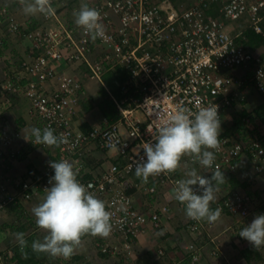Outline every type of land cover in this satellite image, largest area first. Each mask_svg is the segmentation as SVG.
Listing matches in <instances>:
<instances>
[{"label":"built area","instance_id":"built-area-1","mask_svg":"<svg viewBox=\"0 0 264 264\" xmlns=\"http://www.w3.org/2000/svg\"><path fill=\"white\" fill-rule=\"evenodd\" d=\"M54 1L51 11L44 14L53 24L28 31L7 5L0 6L3 30L10 35L21 33L31 40L29 55L15 64L11 62L13 65L4 69L0 78V112L10 106L11 95L23 94L43 129L51 127L54 134H63L68 141L58 147L44 172L11 180L6 167L15 156L11 143L18 132L0 129V212L34 194L44 195L54 175L50 162L68 160L75 165L78 181L105 203L113 233L127 243L147 226L160 228L170 217L169 202L156 203V197L168 185L174 198L177 181L187 178L192 165H197V172L206 178H211L218 167L226 179L236 166L249 159L251 173L264 175V123H253L248 116L242 118L238 137L220 131L219 148L211 150L216 157L212 168H204L186 156L175 172L150 176L144 182L132 167L141 157L146 161L144 143H155L153 134L158 124L177 107L196 112L214 104L221 122L226 108L246 98L241 87L248 86L250 80L264 102V60L236 40L242 30L232 34L224 21V17L241 18L246 14L247 25L262 32L264 0H182L177 4L172 0H90L89 7L101 14L105 32L95 41L75 24V16L66 17L55 9ZM213 1L219 4L217 16L207 13ZM67 66L78 68L80 73L66 71ZM119 68L127 75L117 96L103 75ZM85 77L100 81L117 115H102L97 123L82 128L74 123V117L84 93ZM110 149L116 151L115 160L95 169L84 168L94 150ZM137 194L142 197L141 203L136 200ZM216 197L210 207L236 215L242 222L254 208L251 195L241 187L222 189ZM177 204L185 210L183 204ZM211 224L186 218L184 227L190 238L179 264L199 263L201 229H209ZM109 247L116 246L106 242L101 250L109 251ZM163 252L158 249V254ZM213 253L218 255L219 251L214 249ZM4 254L11 257L13 252L7 249ZM3 257L0 264H5ZM224 264L231 263L227 260ZM252 264H264V260Z\"/></svg>","mask_w":264,"mask_h":264},{"label":"crops","instance_id":"crops-1","mask_svg":"<svg viewBox=\"0 0 264 264\" xmlns=\"http://www.w3.org/2000/svg\"><path fill=\"white\" fill-rule=\"evenodd\" d=\"M83 3L89 4L90 0H55L53 6L66 17H74V12ZM1 5H7L19 22L28 26L29 30L51 26L53 24L51 19L44 16V13H38L34 16L25 15L19 0H0ZM38 22L42 23V25H38ZM0 27V49L3 47L6 51L9 47L6 48V46L10 43H5V40L9 41V38L6 36V31L3 30L4 26ZM10 36H12L10 39L13 40L10 46L13 52L17 49L15 53H17L18 57L23 58L28 56L31 52L30 38L21 33ZM3 43L5 46H3ZM9 56L10 54H2L3 59L0 60V78L4 74V69L13 65L11 64L12 59ZM65 70L74 75L80 73L78 68L72 66H67ZM83 80L84 93L81 97L79 111L74 117V123L78 124L79 127L86 128L91 124L97 123L104 114L100 107L102 97H98L97 89L93 86L95 83V87H97L96 85L101 84L100 81L90 77H85ZM241 89L246 92L243 105L238 102H233L231 106L225 109L223 119L220 122V131L222 133L231 131V133L227 134L237 135V137L240 135V130L236 131L235 125H230V122L234 119L232 113L238 111L235 113L238 116L241 107L250 111L257 105L264 104L260 93L255 87L245 85ZM113 116L114 114L111 115V117ZM3 128H6L11 133L18 132V135L14 137L11 143V148L15 150V156L9 161L6 167L7 175L11 180L28 177L33 172H44L47 163L56 157L58 147H49L32 142V129L39 128L43 131V127L36 114L30 112L29 99L25 95H11L10 106L5 111L0 112V129ZM185 157H182V159ZM115 158L116 151L114 149L107 151L94 150L86 160L84 168L91 167L95 169L99 165H107L110 161L115 160ZM247 161L245 164L236 166L235 170L230 172L240 182L244 180L245 182H249L251 179H259L263 176V174L251 173V162L249 159ZM73 166L75 169V165ZM190 168L196 169L197 165H192ZM243 174L244 177L241 178ZM246 177L248 178L246 179ZM227 178L219 186L216 196L221 193L222 189L243 187L242 185L233 186ZM255 192L261 199L258 206L262 208L264 204V191H260L256 187ZM44 196L45 194H34L32 198L21 201L20 208L10 206L0 212V228H2L3 224H6L3 233L0 232V247L2 249L10 245L19 244L17 233H24L25 240H29L28 245L30 248L34 240H39L35 237L36 234L43 240L46 233L37 228L31 209L41 203ZM141 199L142 197L137 194V202L141 203ZM159 202H169L171 206L170 217L163 221L160 228L154 229L147 226L145 231L127 243H122L112 230L107 237L84 235L81 238L80 244L75 248L72 257L67 260L60 257V261L62 262V259H64L66 262H69L68 264H179L180 254L183 253L185 245L190 238L188 230L184 227L187 216L185 210L178 206L177 201L173 198V193L168 185L164 187L163 191L158 193L156 203ZM210 208L213 210L216 209L214 205ZM253 216L245 218L242 222L236 215L221 212L220 218L216 222H213L209 229L203 226L199 237V243L202 244V254L198 264H224V261L227 260L231 264H252L253 261L264 260V247L256 250L258 256H260L255 259L252 258L250 261L247 259V256H244L245 254L243 255L244 249L247 247L254 249V247L247 240L241 238L239 232L243 227L253 221ZM106 242L116 247L114 249L113 247H109V251L103 252L101 247ZM218 246L220 247L219 249ZM159 248L164 249L162 254H158ZM214 249L219 251L218 255L213 253ZM37 255L39 254L37 253ZM42 255L48 261V264H53L49 261L54 257L45 253ZM78 261H82V263Z\"/></svg>","mask_w":264,"mask_h":264},{"label":"clouds","instance_id":"clouds-1","mask_svg":"<svg viewBox=\"0 0 264 264\" xmlns=\"http://www.w3.org/2000/svg\"><path fill=\"white\" fill-rule=\"evenodd\" d=\"M19 3L28 16L51 11V0H19ZM74 16L75 24L83 28L93 41L104 36L101 14L97 9L83 3ZM219 134L218 106L201 107L196 112L177 107L166 120L158 124L153 134L155 143H144L146 161L141 157L132 164L136 177L147 182L150 176L175 172L184 156L192 157L194 162L204 168H212L216 157L211 150L219 148ZM32 136L34 143L49 147L68 143L63 134H54L51 127L43 131L33 128ZM50 167L54 170L49 180L51 187L44 189L42 202L31 209L37 228L46 235L42 241L34 240L31 248L33 252L67 260L72 257L84 235H110L111 213L106 210L102 200L78 181V173L71 162L54 161L50 162ZM186 177L177 181L174 198L185 206V214L189 219L216 222L221 210L211 209L210 204L216 200L219 186L225 182L223 172L217 167L211 178H206L192 168L187 171ZM239 236L256 250L264 247V214L255 216L249 225L240 230ZM17 240L22 248L27 246L24 233H17Z\"/></svg>","mask_w":264,"mask_h":264},{"label":"trees","instance_id":"trees-1","mask_svg":"<svg viewBox=\"0 0 264 264\" xmlns=\"http://www.w3.org/2000/svg\"><path fill=\"white\" fill-rule=\"evenodd\" d=\"M207 13L209 16H217L220 13L219 4L217 1H213L209 4L208 9H207ZM262 27H263V31L260 33H257L250 26L246 25L242 29L241 34H239L236 37V40L238 42H242L245 46H247L252 51L253 56L258 55L264 60V19L262 21ZM247 73H248V76H250L252 74V69H249L247 71ZM107 74H109V77H108V81H107L108 83L106 82V84L108 85V87H109V83L112 84L113 87H115V89H116V92H114V93L117 96H119L120 95V92L118 91L119 85L124 80V78L126 77V75H127L126 72L122 68H119L116 72H114V73L109 72ZM248 86L255 87L254 81L250 80L248 82ZM110 100L112 101V103L114 105L113 108H114L115 114L113 117H115L117 115L115 104H114L113 100L111 99V97H110ZM243 103H244V101L242 100L241 105H243ZM101 111L103 112L104 115L111 117V115H109L102 107H101ZM245 116L250 117L251 120L253 121V123H255V122L257 124H259V122L264 123V104L257 105L256 107H254V109H252L250 111H247V110H245L244 107L243 108L241 107V110L239 111L238 116L235 117L230 122L231 126L235 125L236 131L240 130V133H241V127H242V118ZM256 119H260V121H257ZM227 133H231V131L227 132ZM227 133H222V135H226ZM227 135H229V134H227ZM262 142H263V146H264V139H262ZM246 154L248 156L250 155V153L247 150H246ZM227 177L226 178L231 181V184L233 186H237V185L247 186L248 185V182H245V180L240 182L237 178H234L230 173L227 174ZM20 202L21 201H17L15 203H12V205H9L8 207L13 206L14 208L15 207L20 208V205H21ZM262 208H264V204H263ZM5 225L6 224L2 225L3 229H4ZM5 228H6V226H5ZM26 241H27V246H25L23 248L20 246V244L8 246L11 249V251L13 252V255L11 257H9L8 254H4V257H3L4 261L6 262V259L8 258L12 261H16L15 262L16 264H48V261H46V259L43 255L39 256L35 252L32 251V248H30L28 245L29 240L26 239ZM243 255L247 256V259L249 261L252 260V258L255 259L256 257L260 256V255L258 256V252L256 251V249L255 248L253 249L252 247L251 248L247 247L246 249H244Z\"/></svg>","mask_w":264,"mask_h":264},{"label":"rangeland","instance_id":"rangeland-1","mask_svg":"<svg viewBox=\"0 0 264 264\" xmlns=\"http://www.w3.org/2000/svg\"><path fill=\"white\" fill-rule=\"evenodd\" d=\"M175 4H177L179 1H182V0H172ZM183 1H186V0H183ZM224 21H225V23H226V29L230 32V33H232V34H237V33H239L246 25H247V21H246V14H244L241 18H230V17H224ZM38 25H42V23H40V22H38L37 23ZM2 35H4V34H2ZM7 36V38H9V41H6L5 40V43H10L9 45H7L6 46V48H7V50L5 51L4 49H3V47H2V49H0V60L1 59H3L2 58V54H10V56L9 57H11V59H12V62L15 64L16 62H17V60H18V58H20V57H18V55H17V53H15L16 51H17V49H15L14 50V52H13V50L10 48V46L12 45V43H13V40H11L10 38L12 37V36H10L9 34H7L6 35ZM3 39H5V38H3ZM3 46H5L4 45V43H3ZM13 47V46H12ZM5 48V47H4ZM8 50H10V52H8ZM236 70V69H235ZM237 71H238V69H237ZM108 77H109V74H104L103 75V79H104V81L105 82H107L108 81ZM93 81V80H92ZM94 82V81H93ZM108 83V82H107ZM94 88H96L97 90V92H98V97L100 96V97H102V99H101V102H100V106L109 114V115H112V114H115V112H114V105H113V103H112V101L110 100V96L108 95V93H107V91L105 90V88L101 85V84H99V85H96L97 87H95V83H94ZM111 87V88H110ZM109 88L112 90V92L114 93V92H116V89H115V87H113V85L112 84H110L109 83ZM115 89V90H114ZM238 112V111H237ZM237 112H234V113H232V115H233V117L235 118V117H237L236 115H235V113H237ZM257 121H260V119H256ZM260 123V122H259ZM244 176H242L241 178H243ZM248 177H246V179H247ZM241 187V186H240ZM257 187V189L259 188L260 189V191H264V175L263 176H261L259 179L257 178V179H251L249 182H248V185L247 186H243V187H241L244 191H247L250 195H251V197H252V202H253V205H254V208H253V210L251 211V214H250V216H253L254 218H255V216H257V215H261V214H264V208H261L260 206H258V203H259V201H261V199H260V197H258V195H257V193L255 192L254 193V190H255V188ZM254 193V194H253ZM249 218V217H248ZM251 219V218H250ZM252 220V219H251ZM34 224V223H33ZM3 228H0V232L1 233H3ZM39 232V231H38ZM1 233H0V235H1ZM7 234V233H6ZM34 236H35V234H34ZM36 238H38L39 240H41L42 241V239H41V237L38 235V234H36V236H35ZM7 250V247H5L4 249H2L1 247H0V256H4V252ZM36 253V252H35ZM37 254V253H36ZM39 255H42L43 253H38ZM24 255V254H23ZM62 258V257H61ZM16 261H12V260H10V259H6V262H5V264H16L15 263ZM49 262H51V263H53V264H68L69 262H66L64 259H62V262L60 261V257H55V258H53V259H51V261H49ZM79 263L81 262L82 263V261H78ZM86 263H88V262H86ZM70 264H72V263H70Z\"/></svg>","mask_w":264,"mask_h":264}]
</instances>
